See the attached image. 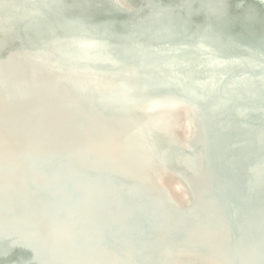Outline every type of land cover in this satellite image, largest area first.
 <instances>
[{
    "label": "bare ground",
    "instance_id": "bare-ground-1",
    "mask_svg": "<svg viewBox=\"0 0 264 264\" xmlns=\"http://www.w3.org/2000/svg\"><path fill=\"white\" fill-rule=\"evenodd\" d=\"M39 1L47 2L51 14L63 19L71 9L73 19L65 21L67 26L58 28L57 33L61 37L72 34L86 45L94 44L95 33L84 29L81 21L86 15L104 19L95 13L101 2L105 5L109 2ZM157 2L163 5L175 0ZM219 2L208 0L210 8ZM223 3L245 14H213L221 24L219 29L224 37L221 44L230 50L226 57L235 65V70L229 73L232 85L221 78L219 68L204 62L202 65L217 81L216 91L223 95L222 103L227 104L234 96L233 86L264 94V43L254 40L255 35L264 37V0H223ZM37 8L41 9L40 4ZM0 11L19 22L18 26H12L0 21V140L4 138L18 146H35L34 141L43 145L54 142L60 148L56 157L47 149L44 157L32 150L24 154L37 167L25 168L33 178L24 184L29 193L17 199L21 213L4 210L6 201L0 202V213L5 211L9 218L0 222V238L15 242L22 249L17 264H40L34 254L39 248L42 257L56 264H71L73 261L64 247L68 243H72L82 260L97 256L89 248L114 243L123 253L141 251L154 257L152 261L143 259V264H157L155 260L162 261L164 256L182 264H214L222 258L221 254L235 257L243 254L230 245L231 236L247 247L249 256L241 264H259L251 256L254 244H259L264 252V227L260 224L264 223V135L260 131L264 122L254 109L248 108V101L243 100L237 108L245 123L238 125L235 133L229 127V120H233L227 114L217 112L200 94H196V101L192 100L198 108L187 104L186 86L175 88L170 80L150 69L151 63L142 70L143 86L134 82L132 72L115 56L84 54L85 61L97 65L108 62L115 68L116 72H105L104 78L92 74L67 75L64 72L67 69L61 65L50 64L57 62V57L74 61L73 55L67 44L53 42L37 55L49 65L35 66L24 57L23 45L33 47L40 40L44 27L39 15H19L10 0L0 1ZM209 16L196 14L195 18L202 24L200 34L213 45L220 41L215 29L207 25ZM254 19L258 25L253 24ZM164 22L173 32L181 28L185 48H171L167 60L149 52V46L142 49L130 45L129 50L146 54L148 60L161 65L164 71H177L187 84L209 86L195 73L199 64H187L181 58L209 53L218 59L223 54L192 41L193 31L187 19L164 18ZM229 22L241 26L243 38L227 27ZM25 24L31 28L30 35L23 28ZM109 25L106 35L132 36L129 29ZM255 56L259 58L257 68L252 66ZM15 57L22 62L18 66L13 61ZM129 59V65H134L133 58ZM49 69H56L59 75L53 79ZM243 75L249 80L245 81ZM64 90L71 92L73 102H68ZM20 102L29 109H21ZM68 105L81 114L72 115L73 109ZM66 116L74 119L73 129L63 125ZM38 126L44 129L42 135H37ZM216 126L226 130L225 138L210 130ZM57 129L66 130L64 140L57 136ZM81 129L85 130V137L79 133ZM7 156V150L0 146L2 166L9 170L4 179L17 180L13 173L16 168ZM87 161L92 168L84 165ZM251 164L257 166L254 175L250 173ZM125 166L131 168L128 174ZM39 175L48 180L42 197L37 195L34 181ZM76 175L83 180H75ZM3 187V196L9 201L12 190ZM172 203L177 206L173 212ZM199 207L205 208V214L198 212ZM62 211L69 213L72 221L62 218ZM232 223L237 225V231L231 228ZM191 224L196 225L198 232ZM22 232L31 236H21ZM92 233L101 242L92 238ZM11 249L9 243L0 245V264H10Z\"/></svg>",
    "mask_w": 264,
    "mask_h": 264
},
{
    "label": "water",
    "instance_id": "water-1",
    "mask_svg": "<svg viewBox=\"0 0 264 264\" xmlns=\"http://www.w3.org/2000/svg\"><path fill=\"white\" fill-rule=\"evenodd\" d=\"M10 1L12 2V6L14 7V9H17L19 11V15L25 14L27 16L32 17H34L36 14L39 15V18L44 27V30L40 36V40L36 41L33 47L23 45L24 57L28 62H31V64L35 66L37 65L43 67L44 65H49L40 56L37 57V55H39L45 50L44 47L47 46V44L53 42H57L59 44H67L70 48V53L73 55L74 61L65 60L61 59L60 57H57L58 61L53 64H50L51 66H55L56 64L61 65L63 68L67 69L64 70L65 74L67 75L85 77L84 74H92L98 76V78H104L106 74L105 72H116L114 70L115 68L108 62L105 64L103 63L102 65H97L93 61H85L83 56L85 53L94 57L115 56L118 57L119 61H121V63H123L124 66L129 68V70L132 72V79L134 80V82L138 86H143L145 85V77L143 76L142 70L145 67V64L151 63L150 69L154 70L159 76L170 80L175 88H183L186 86L185 102L187 104H191L193 107L198 108V106L194 104L192 100L196 101V94H200L203 97L204 101L209 104V106L213 107L215 110H218L217 112L220 113L221 110L222 113L227 114L233 120H229V127H231L230 129L235 133L237 128L239 127L238 125H240L241 123H245L243 118L240 117L237 113V108L242 105L243 100L248 101V108L254 109V111L259 115V118L262 120V122H264V94H257L249 89L233 86L232 89L234 96L227 102V104H225L224 102L222 103L221 99L223 98V95L216 91V88L218 86L217 81L212 78L208 69L204 65H202L204 62L216 68H219L221 78L225 82L232 85L233 82L229 73L235 70V65L231 62V60L228 59V57H226L230 50L229 48L221 44L222 40L224 39L219 29L221 27V24L219 21H217L213 14L223 12H227L229 14H245L235 6L224 5L223 0H220V2L212 8L209 7L208 0H175V3H168L163 5L159 4L157 0H124L123 2L118 0H109V2L107 3L108 5H105L104 2L99 1V3H101L99 4L98 10L95 14L99 15L100 18L104 19L87 17L86 11H82L86 15V17L81 21L82 25L84 26V29L89 32L95 33V37H93V45H86L82 43L78 38L74 37L72 34H69L68 37H61L57 33L58 28H64L67 26L66 24L64 25L65 21L73 19L71 9L67 11V13L65 14V18L63 19L61 17L53 16L51 14L47 2L39 0ZM255 1L260 2L262 0ZM37 4H40L41 9L37 8ZM196 14H210L207 21V25L210 28L215 29L216 38L220 41V43H216L213 45L208 44L207 40L200 34L202 24H200L199 21L195 18ZM123 16H125L126 19H123ZM164 18H174L176 20L187 19V24L190 30L193 31V36L191 37L192 41L199 42L207 47H212L213 50H215L216 52L223 54L222 57L218 59L212 58L209 53H205L200 57L186 56L184 58H181V61L184 63L197 65L199 64L195 67V73L197 76H199V78L208 82L209 86L203 87L195 84H187V82H184L179 77L177 71H164L161 65L152 63L150 60H148L146 54L135 51L132 52L131 50H129L130 45H135L142 49L146 48V46H149V52L153 51L157 55H159L162 60H167L171 48H185L186 42L181 28L179 27L178 32H173L170 29L169 25L164 22ZM105 20H107V22H105ZM0 21L12 26L19 25L17 19L7 17L5 13L1 11ZM252 22L254 25L259 24V22L255 19L252 20ZM109 24H112L113 27L129 29L132 36L124 37L123 35H121L117 37L106 35V31L110 26ZM226 25L230 30L235 32L239 38H243L242 34L240 33V25L231 22ZM23 28L25 32H27L29 35L31 34V28L28 24H25ZM1 38L2 36L0 34V41L2 42ZM254 40L258 42L262 40L261 42L264 43V37L261 35H255ZM101 52H103L104 54H101ZM130 56L135 62L134 65H129ZM254 60L255 61L252 66L253 68H257V62L259 61V58L255 56ZM13 61L17 63V66L22 63L20 57L13 58ZM48 72L52 73L53 79L55 75H59L56 69H49ZM243 79L247 81L249 80V77L247 75H243ZM173 90L174 93L177 94L176 89ZM64 91L68 102H73L71 92L69 90ZM83 92H85V89H83ZM151 92V90L147 89L148 94H151ZM256 97H259L258 102L255 101ZM20 103L21 109H29V106L24 104V102ZM146 104L148 103L146 102L144 106H146ZM68 107L70 109H73L72 115H76L77 113L81 114V111H77L74 107H72V105H68ZM98 113L100 114V111H98ZM81 116L86 115L83 114ZM58 118L63 119L61 115H59ZM63 125L66 129H73L75 127L74 119L70 116H66V121H64ZM35 129H38L36 130V132H38L37 135H42L44 133V129H41V126H38ZM210 130L215 131V133L222 138L226 137V130L219 126L210 127ZM260 131L264 135V127ZM64 132L63 130L59 129L56 134L60 139L64 140ZM79 133L83 135V137L86 136V132L84 129L79 130ZM105 138L109 141L111 139L107 136ZM34 144L35 146H18L8 142L4 138H1L0 140V146H3L7 150V157L16 168V170L12 172L16 174L15 176L18 180L11 181L8 179H4V176L9 174V170L2 166L3 163L0 160V202L6 201L7 207L4 210L14 209L17 212L21 213L22 210L20 205L17 203V199L23 194L29 193V190L25 188L24 184L25 182L30 181L33 177L26 171V169L31 167H37V165L31 163L28 159L26 160L24 154H28L29 151L32 150L36 155L44 157L46 155V151L48 150L51 152V156L56 157L60 153V148H58L56 143L54 142H50L49 145H43L38 144L36 141H34ZM262 154L264 155V150H262ZM84 165L89 168L93 167L90 161H87ZM130 169L131 168L129 166H125V173L128 174ZM250 170L251 175H254L256 173L255 171H257V166L255 164H251ZM74 179L79 181L83 180V178L78 175L74 176ZM34 181L38 188L37 195H41L42 197L41 191L43 190V187L48 184V180L44 176L39 175L37 178L34 179ZM3 186H7L12 190L8 197L9 201H7V198L5 199L3 196ZM249 187H252V185L249 184ZM163 195L166 196L167 193L164 192ZM172 204L173 205L171 206V208H173V210H170L171 212L175 211L174 209L175 207H177L174 203ZM204 209L205 208L203 207H199L198 212L201 214H205ZM60 216L66 219L67 221H72L71 215L67 212H60ZM135 217L139 219L137 215ZM8 219L5 211L0 213V222L7 221ZM260 224L264 227L263 222H261ZM13 225L14 224L9 225V228L12 229ZM190 227L194 229L195 232H198V228L195 224H191ZM231 228L237 231L238 227L235 223H232ZM20 235L24 237L31 236L23 232ZM91 237L94 238L96 241L101 242V239L98 235L92 233ZM228 241L230 245L239 248L243 252V254H241L240 257L221 254L222 258L216 259L214 261V264H222L223 261L227 264L233 263L235 261L241 264V262L246 261L247 257L249 256L246 245L240 240L239 242L236 236H231L230 238H228ZM10 242L11 241L9 240L7 241L0 238L1 246H5L7 245V243H9L12 247L11 250H13V257L10 261V264H17V255L22 253V249L20 250L19 246L15 242ZM107 245H99L97 247L89 248V252L97 253V256L94 255L87 260H82L78 257V254L72 243H68L64 247L69 258L73 261L71 264H143V259H147L149 261L154 260L153 256H150L141 251H137L135 254H127L123 253L121 251V248L117 244L109 243ZM253 248L254 254L251 257L255 258L259 264H264V252L262 247L259 244H254ZM41 251V248H39L34 252L36 259L38 262H40V264H56V261L42 257ZM155 262L157 264H182L178 260H174L173 258H170L168 256H164L162 261L156 259ZM26 264L34 263L30 262ZM195 264L201 263L198 262Z\"/></svg>",
    "mask_w": 264,
    "mask_h": 264
}]
</instances>
